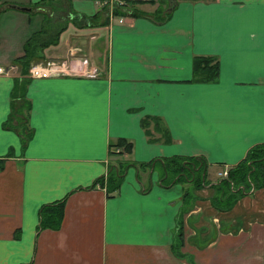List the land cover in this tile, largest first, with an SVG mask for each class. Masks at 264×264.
<instances>
[{
	"label": "crops",
	"instance_id": "1",
	"mask_svg": "<svg viewBox=\"0 0 264 264\" xmlns=\"http://www.w3.org/2000/svg\"><path fill=\"white\" fill-rule=\"evenodd\" d=\"M128 1L0 0V66L55 29L40 52L67 65L0 73V264H264V186L226 210L209 200L264 142V0H173L160 20L170 0ZM196 55L213 57L215 78L192 79ZM118 138L130 150L109 155ZM168 156H200L207 182H168ZM118 162L108 195L93 181ZM62 198L58 226L37 229L41 205Z\"/></svg>",
	"mask_w": 264,
	"mask_h": 264
},
{
	"label": "trees",
	"instance_id": "2",
	"mask_svg": "<svg viewBox=\"0 0 264 264\" xmlns=\"http://www.w3.org/2000/svg\"><path fill=\"white\" fill-rule=\"evenodd\" d=\"M141 0H130L128 2H139ZM174 4L170 0L167 7H160L153 11L154 19L160 20L167 15L166 8H171ZM122 5V4H121ZM120 4L113 8L114 12L126 11L127 14H135L134 8ZM119 6V7H118ZM130 10L129 12L127 10ZM104 23V22H103ZM61 29V28H60ZM58 30V29H57ZM56 29L45 37H40L39 31L30 34L22 44V54L12 59V64L17 67L19 74H27V69L31 63L42 61L43 55L40 52L44 46L56 42ZM217 64L213 57L209 55H196L192 60V79L211 80L217 74ZM153 121L157 123L155 116H144L140 119V124L146 126ZM156 128V127H155ZM159 130V129H158ZM146 132H148L145 129ZM163 139H166L163 136ZM121 147L124 151H129L131 143L124 138H118L115 143L108 145V154L119 152L116 148ZM202 158L200 156L178 157L168 156L162 158L164 170L168 173L167 181L171 180L180 183L189 182L193 187L198 188L207 182L203 172ZM139 165H145L140 162ZM115 166V167H114ZM125 164L118 162L117 165H106V171L101 176L94 179V184L104 186L106 193L117 188L124 171ZM166 178V177H165ZM215 188L214 194L210 197V204L217 210H226L232 206L234 201L242 195L248 187L264 186V142L256 143L248 148L245 155L234 164L226 167L225 175L217 177L212 183ZM182 199L184 202H191V195L187 188L182 189ZM63 198L55 202L44 203L38 210V228H55L58 226L62 212ZM177 239L172 242L170 248L176 255H183L179 251L182 242V227L177 226Z\"/></svg>",
	"mask_w": 264,
	"mask_h": 264
},
{
	"label": "built area",
	"instance_id": "3",
	"mask_svg": "<svg viewBox=\"0 0 264 264\" xmlns=\"http://www.w3.org/2000/svg\"><path fill=\"white\" fill-rule=\"evenodd\" d=\"M14 64H8L6 66H0V73H13L15 71ZM67 72V65L62 59H44L42 61L31 63L27 69V75L29 77H46L53 75H60ZM95 69L92 67L87 74L93 75ZM117 150V149H116ZM221 174H225L223 170Z\"/></svg>",
	"mask_w": 264,
	"mask_h": 264
},
{
	"label": "water",
	"instance_id": "4",
	"mask_svg": "<svg viewBox=\"0 0 264 264\" xmlns=\"http://www.w3.org/2000/svg\"><path fill=\"white\" fill-rule=\"evenodd\" d=\"M9 5H12V4H9ZM12 6H16V7L21 8V9H26V7H24V6H18V5H14V4Z\"/></svg>",
	"mask_w": 264,
	"mask_h": 264
},
{
	"label": "rangeland",
	"instance_id": "5",
	"mask_svg": "<svg viewBox=\"0 0 264 264\" xmlns=\"http://www.w3.org/2000/svg\"><path fill=\"white\" fill-rule=\"evenodd\" d=\"M166 1H168V0H166ZM164 4H165V2H164ZM75 21V20H74Z\"/></svg>",
	"mask_w": 264,
	"mask_h": 264
}]
</instances>
